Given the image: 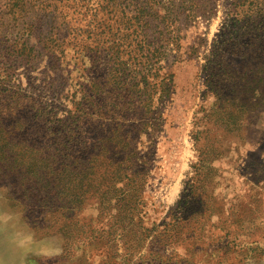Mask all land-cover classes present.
Returning <instances> with one entry per match:
<instances>
[{
  "label": "rangeland",
  "instance_id": "374dc122",
  "mask_svg": "<svg viewBox=\"0 0 264 264\" xmlns=\"http://www.w3.org/2000/svg\"><path fill=\"white\" fill-rule=\"evenodd\" d=\"M238 2L185 1L178 46L160 62L171 79L156 104L161 127L133 143L145 161L138 176L126 161L117 179V166L83 159L89 150L36 157L0 142V264H264V0L251 12ZM106 3L0 0V113L64 117L93 84L112 85L118 49L103 20L117 15ZM229 13L250 20L255 38L240 31L222 53L226 75L210 83L206 58ZM135 48H120L131 82L119 93L136 103L140 67L126 51ZM101 120L81 124L100 153Z\"/></svg>",
  "mask_w": 264,
  "mask_h": 264
},
{
  "label": "trees",
  "instance_id": "16d2710c",
  "mask_svg": "<svg viewBox=\"0 0 264 264\" xmlns=\"http://www.w3.org/2000/svg\"><path fill=\"white\" fill-rule=\"evenodd\" d=\"M110 1L113 3L110 4L108 13L115 12L114 16L117 15V18H107L103 21L110 30L108 36L112 37V42L116 40L118 49L111 54L109 59L115 73L112 85L108 86L104 82L93 84L89 90L90 95L78 100L75 103L77 104L75 111L64 117L55 116L51 111L45 115L37 111L29 113L28 116L0 113V142L11 144L15 141L21 146L35 147L37 148L36 157L48 155L47 152L53 150V153L57 151V157L60 158L73 157L71 155L75 153L77 154L74 156L75 159H81L83 158L81 152L89 150L83 159L91 161V158H94L92 162L104 165L106 170H114L113 168L117 166V179H121V175L128 173L127 170L130 167L124 165L126 161L136 162L131 176L135 177L143 172L144 157L140 156L133 143H140L141 134H146L144 135L147 139L146 143L150 142L155 134L151 135L148 129L161 127L162 118L157 114L158 105L156 104L168 95L171 79H168L167 75L162 72L163 66L160 62L170 54V50H167L169 47L178 46L180 35L177 32L179 30L177 23L180 16L184 14L185 8L183 7H185L186 0H107L105 7H109ZM238 1L236 8H240L241 12H251L253 0ZM246 4H249L250 10L244 9ZM253 6L255 7L256 4ZM228 17L218 36L219 38L226 36V38L224 41L220 40L219 43L215 40L211 55L206 58L205 69L209 72L210 83H215L219 75L221 76L220 72L226 75L227 65L222 53L232 47V43L236 42L234 39L240 37L238 33L242 31V37L244 40L248 39L246 41L249 44L255 38V35L249 33L251 31L250 20L244 19V22L240 24V20H237L232 13H229ZM113 28L116 29L114 32L111 31ZM120 28H123L124 32L120 33ZM131 28H134L132 32ZM132 43H135L137 48L126 51H128L127 56L133 58L132 63L140 67V78L138 82H133L135 87L138 86L136 91L139 94V100L136 102L138 104L132 99L121 98V93H119L124 90L128 91L126 84L131 82V78L128 77L129 72H127L129 62L122 56L125 49L120 50V48L125 45L130 47ZM133 51L134 56H132ZM150 79L155 82H151ZM103 91L113 97L102 100L96 93L100 94ZM49 114H53L52 123L48 118ZM130 114L135 115L132 117ZM101 119H103V124L108 122L109 127L102 129L101 134L94 139L96 143L103 141L104 151L100 153L90 151L93 145L88 137L83 136L85 131L81 124L84 121L85 124L94 123L95 120L96 123L102 125ZM50 135L56 137L50 139ZM60 136L62 139L59 138ZM50 140L55 148L49 145ZM40 143L43 145L42 148L37 147ZM43 148L44 153L41 150ZM89 155L90 158H88ZM137 161H141L142 164H137ZM180 205L181 201H178L177 206Z\"/></svg>",
  "mask_w": 264,
  "mask_h": 264
}]
</instances>
